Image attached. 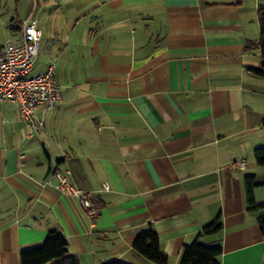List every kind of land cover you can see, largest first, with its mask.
Segmentation results:
<instances>
[{
  "label": "crops",
  "instance_id": "obj_1",
  "mask_svg": "<svg viewBox=\"0 0 264 264\" xmlns=\"http://www.w3.org/2000/svg\"><path fill=\"white\" fill-rule=\"evenodd\" d=\"M50 3L63 8L56 25ZM2 4L13 34L0 40L17 39L26 19L47 24L63 99L36 107L45 126L35 133L17 104L0 103V264H22L21 251L51 231L79 264H158L133 247L148 224L168 264L197 238L222 244L221 264H264V206L249 209L244 184L254 174L264 204L254 158L264 77L250 69L261 54L249 46L264 0H16L9 13ZM67 169L94 193V220L57 179L42 184ZM218 216L222 230L200 236Z\"/></svg>",
  "mask_w": 264,
  "mask_h": 264
},
{
  "label": "built area",
  "instance_id": "obj_2",
  "mask_svg": "<svg viewBox=\"0 0 264 264\" xmlns=\"http://www.w3.org/2000/svg\"><path fill=\"white\" fill-rule=\"evenodd\" d=\"M42 40V30L31 19L22 22L17 39L0 40V103L8 100L17 104L20 115L33 133L45 126L42 120L36 118V107L43 104L53 109L63 99L62 86L56 79L55 63L31 75ZM70 174L69 169L65 172L56 170L42 184H52V179H57L56 187L64 193L76 195L89 217L94 220L98 214L93 203L94 193L74 186L69 180ZM102 189L108 190L109 185L105 183Z\"/></svg>",
  "mask_w": 264,
  "mask_h": 264
},
{
  "label": "trees",
  "instance_id": "obj_3",
  "mask_svg": "<svg viewBox=\"0 0 264 264\" xmlns=\"http://www.w3.org/2000/svg\"><path fill=\"white\" fill-rule=\"evenodd\" d=\"M261 38L249 46L260 50L261 62L257 67L250 69L264 77V5L258 10ZM254 158L258 165L264 166V146L254 150ZM247 205L249 209L255 210L264 204H257L254 189L258 185L254 174H247L244 177ZM259 225L264 236V212L259 216ZM223 223L218 216L206 224L200 232V236L218 233L222 230ZM136 252L158 264H168V256L162 251L159 234L152 224H148L141 230L134 242ZM223 253L221 243L208 245L199 238L190 244H186L182 257L178 264H221L220 257ZM22 264H79L78 258L68 251L67 239L58 231H51L43 245L35 248H28L21 251ZM102 264H125L118 260H111Z\"/></svg>",
  "mask_w": 264,
  "mask_h": 264
},
{
  "label": "rangeland",
  "instance_id": "obj_4",
  "mask_svg": "<svg viewBox=\"0 0 264 264\" xmlns=\"http://www.w3.org/2000/svg\"><path fill=\"white\" fill-rule=\"evenodd\" d=\"M1 2L3 3L1 10L3 12H6V13L7 12L9 13L10 8L12 9L16 4V0H1ZM59 9H63V8L61 6H58V3H50V4H48V6L46 8V11H48V13L50 11L51 13H49V14H52L53 20H55L54 25L58 24L60 22V20H62V18L60 16L61 10H59ZM9 17L10 16H4L2 18V15H0V38H4L5 34L9 35V36H11L13 34V30L8 25L10 21L8 22L7 19H10ZM53 20L50 19V21H53ZM46 25L47 24L45 22L39 20V27L44 32V39L41 43V49H40L37 57L34 60V68H33L31 75H33L39 71H42L49 64H52V63H55V66L58 67V63H57L56 59L49 57V52L44 51L45 47L47 45L50 46V44H51V39L49 38V34H48V30L46 28ZM62 90H63V87H62Z\"/></svg>",
  "mask_w": 264,
  "mask_h": 264
}]
</instances>
